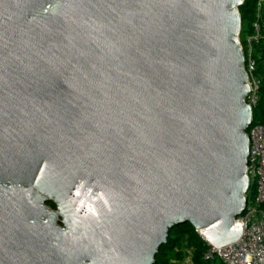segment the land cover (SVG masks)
Masks as SVG:
<instances>
[{"label":"water","instance_id":"95a60500","mask_svg":"<svg viewBox=\"0 0 264 264\" xmlns=\"http://www.w3.org/2000/svg\"><path fill=\"white\" fill-rule=\"evenodd\" d=\"M245 1L0 0V264H154L185 224L240 240Z\"/></svg>","mask_w":264,"mask_h":264},{"label":"built area","instance_id":"2783aa9c","mask_svg":"<svg viewBox=\"0 0 264 264\" xmlns=\"http://www.w3.org/2000/svg\"><path fill=\"white\" fill-rule=\"evenodd\" d=\"M260 36L261 27L256 24L255 34L247 39L248 53L247 56L245 55V67L250 86L246 104L251 107L252 113L259 102L260 87V82L254 76L253 44L260 39ZM262 54L264 56V49ZM247 135L249 138L247 175L250 180V190L254 183L256 185V194L252 199L248 196L249 192L247 193L246 209L243 215L234 221L236 225L243 226L242 237L236 244L217 248L211 245L201 232L197 231L208 246L205 256L207 261L219 260L223 264H264V124H255L253 121ZM252 200L253 204H251ZM188 263L190 264V261Z\"/></svg>","mask_w":264,"mask_h":264},{"label":"trees","instance_id":"16d2710c","mask_svg":"<svg viewBox=\"0 0 264 264\" xmlns=\"http://www.w3.org/2000/svg\"><path fill=\"white\" fill-rule=\"evenodd\" d=\"M239 11L242 18L240 41L246 56L247 39L255 34L256 24L261 27L260 39L253 44L254 76L260 82L259 102L254 109L253 121L255 124H264V0H246ZM251 190L248 193L249 198ZM207 251L208 246L192 225H180L169 232L167 243L159 250L154 264H186L187 261L190 264H223L219 260L207 261Z\"/></svg>","mask_w":264,"mask_h":264},{"label":"rangeland","instance_id":"374dc122","mask_svg":"<svg viewBox=\"0 0 264 264\" xmlns=\"http://www.w3.org/2000/svg\"><path fill=\"white\" fill-rule=\"evenodd\" d=\"M255 190H256V185H255V183L253 184V187H252V190H251V192H250V197L253 199L254 198V196H255V194H256V192H255ZM251 204H253V200L251 201ZM189 262V261H188ZM187 262V264H189Z\"/></svg>","mask_w":264,"mask_h":264},{"label":"flooded vegetation","instance_id":"af4514ba","mask_svg":"<svg viewBox=\"0 0 264 264\" xmlns=\"http://www.w3.org/2000/svg\"><path fill=\"white\" fill-rule=\"evenodd\" d=\"M47 207H49L50 209H52V210H55L56 209V206L53 204V203H51V202H48V203H46L45 204Z\"/></svg>","mask_w":264,"mask_h":264}]
</instances>
